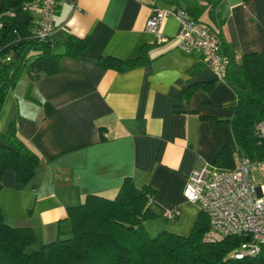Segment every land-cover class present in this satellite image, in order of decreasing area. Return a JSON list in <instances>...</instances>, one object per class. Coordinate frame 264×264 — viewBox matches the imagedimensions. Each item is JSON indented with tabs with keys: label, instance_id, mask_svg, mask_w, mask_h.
<instances>
[{
	"label": "crops",
	"instance_id": "0c3cea01",
	"mask_svg": "<svg viewBox=\"0 0 264 264\" xmlns=\"http://www.w3.org/2000/svg\"><path fill=\"white\" fill-rule=\"evenodd\" d=\"M197 2L198 18L218 30L223 52L264 54V0ZM153 7V0L59 1L53 36H87L88 45L80 56L62 55L54 72L31 78L23 71L5 95L0 131L14 121L39 156L23 186L13 168L2 172L0 211L8 222L51 240L69 226L68 205L89 192L112 196L129 175L156 188V210L179 208L168 228L190 230L198 209L184 195L189 174L215 164L223 144L235 147L230 123L207 116L231 117L236 94L200 50L179 45L173 14L159 24L164 39L155 40L146 28ZM29 10L37 22L39 8ZM105 56L141 57L118 68L99 60Z\"/></svg>",
	"mask_w": 264,
	"mask_h": 264
},
{
	"label": "trees",
	"instance_id": "16d2710c",
	"mask_svg": "<svg viewBox=\"0 0 264 264\" xmlns=\"http://www.w3.org/2000/svg\"><path fill=\"white\" fill-rule=\"evenodd\" d=\"M31 1L35 0H2L0 111L7 91L23 71L31 78L54 72L62 55L80 56L88 45L87 36H71L60 42L54 36L36 35L38 21L30 5L23 7ZM156 1L182 6L200 20L203 6L197 0H153L154 7L158 6ZM224 53L228 63L223 79L236 94L234 111L227 119L207 117L230 123L235 147L223 144L214 163L232 167L236 153H241L260 164L264 160V133L259 128L264 122V54L248 51L236 58L231 52ZM138 57L122 60L105 56L99 60L125 68ZM38 160V153L22 139L14 121L0 131V186L7 168L15 170L17 183L23 186ZM155 192L149 181L138 185L126 175L112 196L86 193L81 201L66 207L69 226L47 241L41 240L30 225L8 222L0 211V264H264V245L255 254H233L244 241L241 234L205 240L209 218L200 207L187 233L167 226L149 233L144 224L147 218L161 216L171 220L170 224L179 214L175 206L168 207L174 212L171 217L156 210L151 204Z\"/></svg>",
	"mask_w": 264,
	"mask_h": 264
},
{
	"label": "built area",
	"instance_id": "2783aa9c",
	"mask_svg": "<svg viewBox=\"0 0 264 264\" xmlns=\"http://www.w3.org/2000/svg\"><path fill=\"white\" fill-rule=\"evenodd\" d=\"M59 1L35 0L23 5L39 8L36 35L53 36L54 14ZM168 14H173L179 23V45L187 51L200 50L215 75L223 78L228 56L221 50L218 30L196 20L182 6H155L146 19V28L154 33L156 41L164 39L158 28ZM259 128L264 133V122L259 123ZM258 167L261 170L259 179L253 173ZM184 195L187 200L198 203L209 218V227L203 233L205 240L241 234L244 241L233 252L237 257L255 254L264 245V168L256 161L236 153L232 167L215 164L196 166L186 180ZM173 213L170 208L163 210L167 217Z\"/></svg>",
	"mask_w": 264,
	"mask_h": 264
},
{
	"label": "rangeland",
	"instance_id": "374dc122",
	"mask_svg": "<svg viewBox=\"0 0 264 264\" xmlns=\"http://www.w3.org/2000/svg\"><path fill=\"white\" fill-rule=\"evenodd\" d=\"M164 6H169V5H164ZM263 167L264 168V160L260 163V167ZM254 175L256 176L257 179L260 178L261 176V170L260 168H256L254 170ZM193 205L199 209V205L198 203H193ZM168 222H171V220H166L164 218H162L161 216H155V217H150V218H147L145 220V227L147 228V230L149 231V233H155L158 229L162 228V227H166V224ZM189 222L190 220H188V223L185 225H182L184 229L188 228L189 226Z\"/></svg>",
	"mask_w": 264,
	"mask_h": 264
},
{
	"label": "water",
	"instance_id": "95a60500",
	"mask_svg": "<svg viewBox=\"0 0 264 264\" xmlns=\"http://www.w3.org/2000/svg\"><path fill=\"white\" fill-rule=\"evenodd\" d=\"M246 238H249L248 236H246Z\"/></svg>",
	"mask_w": 264,
	"mask_h": 264
}]
</instances>
